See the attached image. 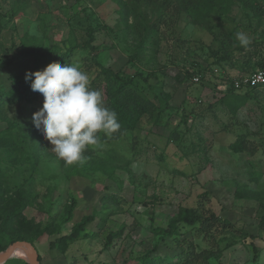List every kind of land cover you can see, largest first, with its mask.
I'll return each mask as SVG.
<instances>
[{
	"label": "rangeland",
	"instance_id": "obj_1",
	"mask_svg": "<svg viewBox=\"0 0 264 264\" xmlns=\"http://www.w3.org/2000/svg\"><path fill=\"white\" fill-rule=\"evenodd\" d=\"M258 2L264 10V0ZM137 8L138 19L147 14L151 22L158 21L150 8ZM117 21L116 5L109 0H0V64L24 37L65 48L70 38L86 39L84 30L91 26L96 28L91 44L103 66L142 74L137 80L151 99L153 88L161 83L158 69L167 67L163 90L170 96L169 108L158 121L144 115L119 139L104 138L99 146H91L110 158L93 170L78 166L72 171L69 164L45 157L41 173L32 174L26 163L8 161L0 146L5 189L24 204L17 228L33 237L40 264H150L140 259L146 252L149 258L158 257L153 264H264V229L259 225L264 196L261 200L235 196L236 186L264 194V89H257L232 112L223 102V79L210 72L218 66L225 76H233L264 65V11L254 15L236 0L220 20L211 17L202 26L169 11L156 22V35L145 54L133 60L128 49L132 39L123 40ZM238 31L252 38L247 48L240 46ZM90 58L89 49L77 48L71 62H78L93 77ZM193 70H200L193 75L199 77L197 83L193 77L181 83L173 78L177 72ZM27 71H35L32 56L1 67L0 87L10 88L11 74L25 80ZM152 73L157 77L149 76ZM43 99L39 93L35 104L1 103L0 130L8 120L33 124V109L39 110ZM36 131L54 153L53 145ZM241 135L246 150L235 153L229 145ZM72 202L71 220L60 223ZM198 202L242 233L234 238L202 237L194 227L180 224L177 235L159 239L152 231L166 226L178 206ZM84 215L94 219L77 239L62 248L49 247ZM210 250L219 252L218 257L208 256ZM199 252L202 257L195 258ZM28 256L26 249L18 248L3 264H28Z\"/></svg>",
	"mask_w": 264,
	"mask_h": 264
},
{
	"label": "trees",
	"instance_id": "obj_2",
	"mask_svg": "<svg viewBox=\"0 0 264 264\" xmlns=\"http://www.w3.org/2000/svg\"><path fill=\"white\" fill-rule=\"evenodd\" d=\"M109 1L116 5V12L118 13L116 28L123 35V40L128 41L129 38L132 39L131 43L128 44V49L132 51L131 60H133L140 59L145 54L147 46L153 41L156 35V22L160 21L162 16L169 11L176 16L183 15L191 24L202 26L205 25L211 17H216L217 20H220L227 14L231 5L236 0ZM238 2L243 7L252 10L254 15H260L264 11L258 0H238ZM139 6L150 8L152 10V15L155 16L158 21L154 20L151 22L147 14H144L142 19H138L135 13L139 11L137 8ZM131 17L134 19L130 21ZM95 29V27L88 26L84 30L87 36L86 39L77 41L75 38H70L68 40V46L65 48L59 45L50 48L47 47L40 38L24 37L20 46L12 51L10 56L5 55V59L0 64V69L1 67L12 64L16 59L32 56L34 70H42L53 61H59L61 64L71 62V56L77 48L89 49L91 51L90 63L94 65L95 68L91 84H94V89H98L102 92L105 106L116 111L118 121L121 124L120 130L110 136L103 132L99 133V135L101 140L104 138L108 140H117L126 132L134 130L144 115L153 117L155 121H158L165 110L169 108L170 96L163 90L165 83L164 79L167 76V67L161 70L158 69L161 76V83L153 88V99L149 98L145 94L142 84L137 80L142 74H131L123 70H115L103 66L98 61L99 52L97 48L91 44ZM87 67H89V64ZM260 68H264V65L257 64L255 68L248 72ZM199 71L200 70H193L185 73L177 72L173 78L178 83H181L185 79L193 77V75L199 73ZM156 75V73L149 74L151 77H157ZM9 78L11 80L10 88L4 89L0 87V104L2 103L5 105L18 101L35 104V102L38 101L39 92L31 89V81L20 79L19 76L13 74H11ZM143 80L147 81V77ZM256 90L257 88L253 87L247 88L244 91H236L229 82V86L225 90L226 94L223 102L229 106L230 111L235 112L233 108H238L237 104L241 107L247 99L253 96L252 94ZM233 104L235 105L233 106ZM33 111L36 112L37 109L34 108ZM182 120L187 122L186 117H183ZM244 142V136H238L234 142L229 145V148L235 153L244 152L246 150ZM0 146L5 150L6 159L8 161L13 165L26 163L32 174L41 173L42 163L45 157L47 161L50 162L59 160L60 163H65V161L58 158L55 153L47 150L48 144L43 141L42 136L36 131L33 124L29 122L8 120L7 126L0 130ZM84 155L87 157L86 162L83 164L76 163L70 165L72 171H75L78 166H81L83 170H93L94 165H97L99 161L106 162L110 160L109 157H103L97 154L91 146L88 147ZM252 177L253 181H256L257 177H255V175ZM4 181L3 171L0 167V251L4 250L10 243L16 240H27L34 245L33 237L26 234V232L19 227L17 228L21 223L19 221L23 218L22 208L24 204L21 200L17 202L15 198L6 191ZM235 196L240 199L261 200L264 194L261 191L236 186ZM1 201H5V203L10 206V209L7 210L6 204H2ZM261 206L264 207L262 204ZM73 209L74 202L70 204L66 217H64L60 223L71 220ZM93 219L91 215H84L80 221L72 226L69 234L62 235L56 240L50 241L49 247L62 248L69 241L77 239L81 233L85 231L86 225L93 221ZM180 224L194 227L197 235L202 237L214 238L216 235L230 234L231 237L234 238L237 237L239 233H242L240 229H236L232 222L205 208L201 202H198L196 206L192 207L178 206L177 211L169 217L166 226H155L152 228V231L159 235V239L172 237L179 233ZM259 225L264 229V215L261 216ZM111 239L112 236H109L107 242L109 243ZM207 253L208 256L218 257L219 255V252L216 253L212 250ZM194 257L200 259L202 257V252L196 253ZM205 257L207 256H204V258ZM38 259L40 260L39 256ZM140 259L143 263L153 264L158 257L149 258V253L146 252Z\"/></svg>",
	"mask_w": 264,
	"mask_h": 264
},
{
	"label": "clouds",
	"instance_id": "obj_3",
	"mask_svg": "<svg viewBox=\"0 0 264 264\" xmlns=\"http://www.w3.org/2000/svg\"><path fill=\"white\" fill-rule=\"evenodd\" d=\"M236 38L245 48L252 43L243 31H238ZM91 79L78 62L53 61L42 70L25 74L31 89L44 98L32 122L53 145L57 157L69 165L86 162L88 147L101 144L99 133L110 136L121 128L116 111L105 106L102 92L91 87Z\"/></svg>",
	"mask_w": 264,
	"mask_h": 264
},
{
	"label": "built area",
	"instance_id": "obj_4",
	"mask_svg": "<svg viewBox=\"0 0 264 264\" xmlns=\"http://www.w3.org/2000/svg\"><path fill=\"white\" fill-rule=\"evenodd\" d=\"M210 72L213 75L220 76L223 80L220 84V88L226 90L230 85L236 91H244L247 88H257L264 89V68L256 69L250 72H241L239 74L233 76H225L221 68L218 66H212ZM199 81L198 76H194L192 78L193 83H197ZM229 81V82H228Z\"/></svg>",
	"mask_w": 264,
	"mask_h": 264
},
{
	"label": "water",
	"instance_id": "obj_5",
	"mask_svg": "<svg viewBox=\"0 0 264 264\" xmlns=\"http://www.w3.org/2000/svg\"><path fill=\"white\" fill-rule=\"evenodd\" d=\"M20 247L29 251L28 264H40L36 247L27 240H16L10 243L4 250L0 251V264L13 258L15 251Z\"/></svg>",
	"mask_w": 264,
	"mask_h": 264
},
{
	"label": "bare ground",
	"instance_id": "obj_6",
	"mask_svg": "<svg viewBox=\"0 0 264 264\" xmlns=\"http://www.w3.org/2000/svg\"><path fill=\"white\" fill-rule=\"evenodd\" d=\"M20 248H22V247H20ZM25 249V248H24ZM28 251V250H27ZM29 252V251H28Z\"/></svg>",
	"mask_w": 264,
	"mask_h": 264
}]
</instances>
